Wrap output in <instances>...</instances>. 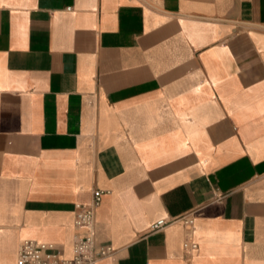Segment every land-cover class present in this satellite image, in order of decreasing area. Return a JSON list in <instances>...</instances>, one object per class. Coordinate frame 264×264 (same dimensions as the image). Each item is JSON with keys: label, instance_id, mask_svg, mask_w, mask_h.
Here are the masks:
<instances>
[{"label": "crops", "instance_id": "1", "mask_svg": "<svg viewBox=\"0 0 264 264\" xmlns=\"http://www.w3.org/2000/svg\"><path fill=\"white\" fill-rule=\"evenodd\" d=\"M96 188L97 264H264V0H0V264Z\"/></svg>", "mask_w": 264, "mask_h": 264}, {"label": "built area", "instance_id": "2", "mask_svg": "<svg viewBox=\"0 0 264 264\" xmlns=\"http://www.w3.org/2000/svg\"><path fill=\"white\" fill-rule=\"evenodd\" d=\"M105 191L93 190V199L89 203L76 204L74 225L84 233H76L72 243L71 256H65L56 243L40 242L34 239L24 240L18 250L17 264H97L99 260L111 255L114 247L109 243L99 242L95 235L96 209L100 206ZM187 225H194V218L187 215L181 218ZM170 221L162 218L153 225V229L166 226ZM185 248L196 249V242L186 241Z\"/></svg>", "mask_w": 264, "mask_h": 264}]
</instances>
